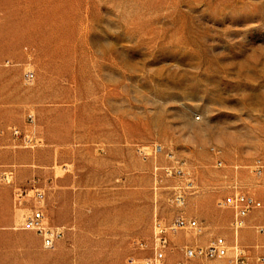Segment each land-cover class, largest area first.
<instances>
[{"label":"rangeland","instance_id":"obj_1","mask_svg":"<svg viewBox=\"0 0 264 264\" xmlns=\"http://www.w3.org/2000/svg\"><path fill=\"white\" fill-rule=\"evenodd\" d=\"M0 45V264H132L177 215L200 227L176 247L264 253V208L235 231L222 207L235 184L264 197V0H0ZM34 182L53 249L16 205Z\"/></svg>","mask_w":264,"mask_h":264},{"label":"built area","instance_id":"obj_2","mask_svg":"<svg viewBox=\"0 0 264 264\" xmlns=\"http://www.w3.org/2000/svg\"><path fill=\"white\" fill-rule=\"evenodd\" d=\"M26 77L31 79L32 72H27ZM14 134L20 135L18 129H14ZM27 138L26 136V140H28ZM214 151L216 155L220 154V150L214 149ZM216 166H223V160L219 157L216 160ZM252 171L256 177L263 176V159L258 158L254 161ZM168 172L172 173L173 171L168 170ZM174 172L180 175L183 174L182 169H176ZM16 195L18 197L16 205L21 207L28 203L23 228L35 231L40 236L42 245L46 249L55 248L57 243L64 238L65 228L49 223L45 214V190L34 182L30 188H19L16 191ZM175 201L178 205H183L185 201L183 194L179 193L175 197ZM222 207L232 212L233 220L231 225L235 231H238L247 226V220L252 211L264 208V197L258 198L235 184L231 188L230 193L224 197ZM199 227L197 220L187 219L183 215H177L169 222L156 218L153 234L149 242L140 241L137 243L141 250L149 251L150 254L144 258H131L130 263L136 264L141 259L143 264H164L169 254L179 250L182 253V258L176 264H189L193 260H202L203 264H208L210 261L217 259H223L229 264H264V253L257 256L255 262H253L246 249L239 245H236L233 253L229 255V246L223 237H218L211 244L205 246L183 245L176 247L172 244V235L180 231L197 230ZM259 230L260 232L264 231L263 228Z\"/></svg>","mask_w":264,"mask_h":264},{"label":"crops","instance_id":"obj_3","mask_svg":"<svg viewBox=\"0 0 264 264\" xmlns=\"http://www.w3.org/2000/svg\"><path fill=\"white\" fill-rule=\"evenodd\" d=\"M5 45H0V72L3 71V65L5 62Z\"/></svg>","mask_w":264,"mask_h":264}]
</instances>
